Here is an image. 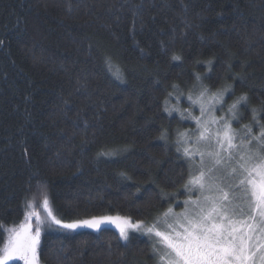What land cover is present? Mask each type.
Segmentation results:
<instances>
[{
  "label": "trees",
  "instance_id": "1",
  "mask_svg": "<svg viewBox=\"0 0 264 264\" xmlns=\"http://www.w3.org/2000/svg\"><path fill=\"white\" fill-rule=\"evenodd\" d=\"M0 42V246L45 194L65 222L182 212L198 168L178 137L194 127L170 97L247 96L241 131L264 109V0H0ZM154 244L61 229L39 261L157 264Z\"/></svg>",
  "mask_w": 264,
  "mask_h": 264
},
{
  "label": "snow or ice",
  "instance_id": "2",
  "mask_svg": "<svg viewBox=\"0 0 264 264\" xmlns=\"http://www.w3.org/2000/svg\"><path fill=\"white\" fill-rule=\"evenodd\" d=\"M206 92L193 101L200 104L202 117L214 113L216 104H223V93L213 94L205 102ZM247 103V96L233 103L229 107L231 119L195 118L200 129L195 144H204L205 149L184 148L185 156L200 158L199 174L190 177L185 189L198 190L200 196L186 200L180 213L169 208L146 228L157 238L153 246L157 264H264V124L260 122L264 109L251 110L252 123L242 132L231 124V120H239L238 107ZM230 179L236 182L226 190L225 181ZM37 207L34 200L28 201L24 220L5 229L8 237L0 246V264H10L14 259L39 264L37 250L46 224L69 232L81 228L101 231L103 225L112 224L125 241L129 230L145 227L121 216L65 222L54 213L46 194L39 205L43 215Z\"/></svg>",
  "mask_w": 264,
  "mask_h": 264
},
{
  "label": "rangeland",
  "instance_id": "3",
  "mask_svg": "<svg viewBox=\"0 0 264 264\" xmlns=\"http://www.w3.org/2000/svg\"><path fill=\"white\" fill-rule=\"evenodd\" d=\"M193 88L194 89H197V92L195 93L194 98H191L190 100L187 99V105L189 107L188 110H185V109L182 110V108H180L181 106H180L179 102L178 101L174 102V97L173 96L170 97L171 98L170 100L173 99L172 103H168V102L166 103L167 111L170 114H172V115L177 114L178 117H179V119L182 120L184 122V124L190 125L192 128L194 127V130H192V131L189 128H188V130L182 131V133L178 137V143L181 146V148L187 147V148H189L190 151H194L197 147H199L200 150H204L205 149V145L204 144H200V145H196L195 144L196 137L199 134V130H200L199 127H198V125H197V123H196V119L195 118L209 119L210 116H214L215 118L224 117L225 119H231V113H229L228 106H226V107L223 106V105H225V102H223L222 105L221 104H216L215 105V109L216 110H215L214 113L206 114L205 116L202 117L201 116L200 104L199 103H195L194 104L193 101L196 100L199 97L200 93L203 92L206 88H203V86L198 85V84L195 85ZM213 94H220V93H210L207 90L206 95H205V102L207 101V98L210 97V96H212ZM206 107H207V103H206ZM223 108H225V109L223 110ZM221 110H223L224 112H220ZM236 122H237V120H231L232 128L234 130H236L237 132H242L240 129H238L237 126H236L237 128L235 127ZM221 123H223V121H221ZM212 127L215 128L216 126H212ZM185 141H187V142H185ZM186 158H188V160L190 161V163H191L190 166H192L191 168L193 169V171L196 169V166L198 168V172L196 171L197 174H193L192 176L198 175L199 174V160H200L199 156L198 155L195 156V157L186 156ZM235 182L236 181L234 179L226 180L225 181L226 190H227V185L234 184ZM190 193H192V195L195 196V197H197V198L200 196L199 191L198 190H195V189L193 191H191ZM195 197H193L192 199H197ZM35 203L37 204L38 201H35ZM179 204H182L183 205V203H179ZM38 211H41L42 212V208L40 210H38ZM42 215H43V212H42ZM154 223H152L150 226H152ZM142 224L145 227L141 228L140 231L129 230V239L132 236H134V235H140V234H142L144 236H148L154 243H156L157 242V238L154 237V236H152V235H149L146 232V228L149 227V226L146 225L145 223H142ZM106 228L113 229V230H115L116 232L119 233V230L115 227V225L106 224V225H103L102 226V229H106ZM57 230H61V229H59L58 226H56V225H47L46 224L43 227V230H42V234H41V238H40V244H41V242H42V240H43V238H44L45 235H47L49 233H52L53 231H57ZM84 231H94V230L88 229V228H81V229H78L75 232H84ZM7 237H8V233H7ZM128 240H126V241H128ZM123 241H125V240H123ZM39 249H40V245H39V248L37 250L38 251V262L40 264V261H39ZM10 264H24V262L22 260H19V259H14V260L10 261Z\"/></svg>",
  "mask_w": 264,
  "mask_h": 264
}]
</instances>
